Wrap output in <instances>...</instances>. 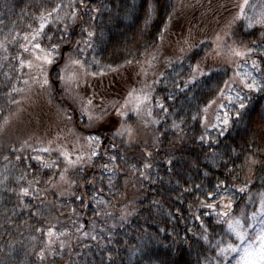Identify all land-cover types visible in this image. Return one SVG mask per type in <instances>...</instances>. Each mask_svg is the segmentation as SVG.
<instances>
[{"label": "trees", "instance_id": "trees-1", "mask_svg": "<svg viewBox=\"0 0 264 264\" xmlns=\"http://www.w3.org/2000/svg\"><path fill=\"white\" fill-rule=\"evenodd\" d=\"M242 1L152 0L155 10L145 23V0H0V264H217L214 245L234 239L226 224L217 223L225 209L201 202L217 203L228 192L232 216L250 217L264 192V91L250 92L240 76L245 60L264 75V53L256 52L264 49V27L237 21L226 29ZM48 13L42 46L59 43L65 58L70 52L97 73L73 91L65 90L55 70L42 88L36 68L20 67L21 59L33 60L21 47L27 45L23 38ZM175 15L182 18L181 41L168 47L164 25ZM225 30L217 55L215 39ZM229 47L252 51L240 58L228 55ZM197 62L209 75L187 84ZM132 88L150 89L151 99L139 116L129 112L131 137L116 135V108ZM229 88L243 92L247 107L239 119L238 104L221 110L232 122L220 136L209 122L211 104L206 133L202 109ZM77 94H95L94 106L107 109L108 123L86 127L73 101ZM90 134L101 141L91 159ZM205 134L209 140L201 142ZM61 150L73 161L83 159L69 165ZM218 183L220 195L209 199L205 194ZM246 184L248 192L236 191Z\"/></svg>", "mask_w": 264, "mask_h": 264}, {"label": "snow or ice", "instance_id": "snow-or-ice-1", "mask_svg": "<svg viewBox=\"0 0 264 264\" xmlns=\"http://www.w3.org/2000/svg\"><path fill=\"white\" fill-rule=\"evenodd\" d=\"M147 4L146 9V18L145 23H149L152 19V14L155 10V7L152 3V0H145ZM248 0H244V4L240 7V12L233 18L232 21H229L226 25V29L230 30L237 21H247V27L251 28L253 25H260L264 27V12L260 13L259 16L250 17L245 14V7L247 6ZM71 4L69 5V7ZM59 7L56 11L59 10ZM48 16H51V13H48L47 16L41 15L40 17V25L39 28L34 30V32L30 36H25L23 39L27 41V45H21L25 52H30L33 60L25 61L23 59L20 60V67L24 68L25 66L29 69L33 67L37 69L42 79L37 80L40 83L41 87L50 86L49 81V70L57 71V76L61 84L65 87L66 91H73V86L79 87L81 80L83 77L92 75L95 76L97 73H89L85 68V62L81 59L75 57L72 53H68L67 57H64L63 52L60 49L59 43H50L48 47L42 46L39 42V39L43 37L44 29L47 27L50 21L48 20ZM76 13H71V18H75ZM168 25H164V31L167 30ZM225 30L224 35H217L216 37V49L214 51L217 52V55L223 50L222 41L224 37L229 35V31ZM66 31V29H65ZM87 31V30H85ZM88 36L91 38L94 35V32L88 31ZM160 39H164L163 31L160 32ZM49 41H51V37H47ZM63 39V37H61ZM79 43V41L77 42ZM203 43V42H202ZM185 45H188V49H191V45L188 44V41H184ZM83 51V49H81ZM180 51L184 53L186 49L184 47L180 48ZM252 51L248 49L247 51H242L238 48L229 47L227 49V53L230 56L244 58L248 55V53ZM59 57V59H58ZM156 57L153 56V59ZM98 63V61H94ZM131 63V61H128ZM149 66H151V61H148ZM192 72V78L187 81V84L194 83L199 76H206L209 75L208 72L201 67V62H197L195 65L190 66ZM252 68L259 70V66L256 64L255 61L252 62ZM109 70L116 72L118 69L111 68L109 66ZM147 73L145 72V75ZM249 80L251 82H249ZM27 83V81H25ZM241 83L243 87L248 89L250 92H261L264 91V82L258 81L255 77L251 76V73H244L241 76ZM187 84L185 86H187ZM227 87V82H225ZM183 91V89H181ZM231 92V89H228ZM220 96L223 99H226L228 104L236 106L238 104V109L236 111V118L239 119L241 116V110H244L247 105L244 103V97L241 96L239 92L236 93V96L233 97L231 95L225 96L224 91L220 90ZM94 97H82L80 95L73 96V101L80 105L79 111L81 118L87 121L86 127L92 129L96 128L98 125L102 126L105 123H108L106 119L109 116L107 109H101L100 111L96 110V106H94ZM151 99V90L146 88H141L137 90L136 88H132L128 91L127 97L124 100V103L116 108V105L113 104L112 107L116 108V115L121 117V130L116 133V135H124L127 133L129 137H131V129L126 126V120L128 119L129 112H133L136 115H140L143 106L146 105ZM158 103V106L163 109L164 105L162 103ZM216 103V101H212L209 105L205 106L202 109V112L205 114L201 117L206 133L208 130V117L207 113L211 104ZM220 109L225 107L224 104L219 105ZM149 116L151 115V111L149 110L147 113ZM261 116L264 117V113H261ZM67 119L71 120L72 117L68 116ZM193 120L197 119V116L192 117ZM215 123L211 124V128H218L219 135L223 136L224 133L229 129L231 126V116L228 112H224L223 116L219 113L215 116ZM156 122V121H153ZM173 127H178V125H173ZM87 141V146L91 152V159L92 156L97 155L96 148L100 144V137L99 135H88L85 137ZM201 142H208L209 138L207 135H201L199 137ZM212 143H216L217 141H211ZM40 151L49 152L51 149L49 148H42ZM60 154L64 157L69 165H74L79 163L83 157L77 156L76 160L73 161L70 157V154L66 151H60ZM36 159H40L36 157ZM115 159V157H112ZM171 164L172 162L169 161ZM255 163V161H252ZM44 167H51V164L44 163ZM107 167V165H105ZM145 167H150V165H145ZM67 171V169H65ZM207 175V173H205ZM61 180H64L63 174H61ZM200 186L197 185V188ZM223 187L222 184L218 183L215 185V190L206 193L205 195L209 199H215L217 195H220L219 190ZM186 191H190L186 189ZM236 191L240 193L248 192V185L246 184L243 187L236 189ZM22 195H28V189H22ZM249 201H252L253 197L249 195ZM201 207H206L209 209L215 210L218 207H223L225 211L217 213L218 219L217 223L226 224V232L235 238V243L228 241L226 242L223 238L218 241L214 247L218 249L217 253V264H232V260H235V264H264V192L259 194V209L256 212H253L250 217L245 216L243 213L240 217H234L231 214V209L233 207V201L231 195H220V201L217 203H205L201 202ZM123 218V217H122ZM199 218V217H197ZM222 218V219H221ZM53 232L49 230L48 236L51 237ZM62 235V234H61ZM95 238V237H93ZM205 239L207 237L205 236ZM43 253H41V259H43Z\"/></svg>", "mask_w": 264, "mask_h": 264}, {"label": "rangeland", "instance_id": "rangeland-1", "mask_svg": "<svg viewBox=\"0 0 264 264\" xmlns=\"http://www.w3.org/2000/svg\"><path fill=\"white\" fill-rule=\"evenodd\" d=\"M243 4H244V0L241 2V5H243ZM262 12H264V0H248L247 6L245 7V14L247 16L256 17V16H259L260 13H262ZM182 25H183L182 18L179 16L175 15V17H173L170 20V23L168 24V29H167V35H166V37L168 36L167 41H166V46L171 47V44H174L173 42H175L174 41L175 38H177L176 40L178 41V43H179V41H181V39L179 40L177 36L181 32L180 28L182 27ZM255 26L256 25H253V27H255ZM215 41H216V39H215ZM175 47H176V45H175ZM256 52L258 54L264 53V49L256 50ZM244 73H251V76L255 77L258 81L264 82V75L261 73L260 68H259V70L253 69L252 68V62H247L246 60L244 61V65H242V67L240 69V76H242ZM249 82H251V81L249 80ZM237 88H235L233 92L226 91L224 93L225 96L231 95V96L235 97L236 93L239 92L241 94V96L244 97L243 92ZM29 104H31V103H29ZM220 104H224L225 107H231V108L234 107L233 105L228 104L226 99H223L221 97L220 100H217V102L212 106V108L209 111L208 116L210 119L209 122H211V124L216 122L215 116L217 113H219L222 116L221 110H223V109H220V107H219ZM21 121H22L21 125H23V123L25 125H27V123H29L28 119L27 120L22 119ZM226 194L230 195L228 192ZM258 209H259V207H258ZM258 209H257V211H258ZM232 238L234 239L233 243H235L236 242L235 238L234 237H232ZM232 264H235V260H232Z\"/></svg>", "mask_w": 264, "mask_h": 264}]
</instances>
